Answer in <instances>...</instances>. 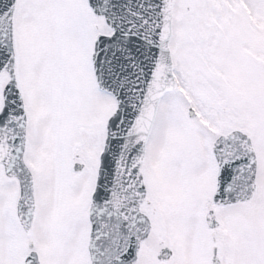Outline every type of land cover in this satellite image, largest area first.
I'll return each instance as SVG.
<instances>
[{"label":"snow or ice","instance_id":"snow-or-ice-1","mask_svg":"<svg viewBox=\"0 0 264 264\" xmlns=\"http://www.w3.org/2000/svg\"><path fill=\"white\" fill-rule=\"evenodd\" d=\"M0 264H264V0H0Z\"/></svg>","mask_w":264,"mask_h":264}]
</instances>
